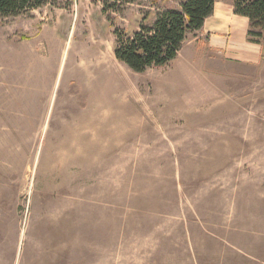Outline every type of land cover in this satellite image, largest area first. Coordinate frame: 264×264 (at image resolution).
Wrapping results in <instances>:
<instances>
[{"label":"rangeland","instance_id":"374dc122","mask_svg":"<svg viewBox=\"0 0 264 264\" xmlns=\"http://www.w3.org/2000/svg\"><path fill=\"white\" fill-rule=\"evenodd\" d=\"M154 1L0 21V264H264V34L257 65L190 34L136 73L114 31Z\"/></svg>","mask_w":264,"mask_h":264},{"label":"trees","instance_id":"16d2710c","mask_svg":"<svg viewBox=\"0 0 264 264\" xmlns=\"http://www.w3.org/2000/svg\"><path fill=\"white\" fill-rule=\"evenodd\" d=\"M94 1L100 2L103 13L107 14L139 0ZM215 1L180 0L177 6L158 8L151 24L144 22L145 17L131 34L115 29V58L136 73L168 66L179 58L189 35L203 29L205 20L213 14ZM61 2L71 6L73 0H0V21L45 5L57 7ZM234 11L249 19L248 39L261 44L255 37L264 34V0H234Z\"/></svg>","mask_w":264,"mask_h":264},{"label":"crops","instance_id":"0c3cea01","mask_svg":"<svg viewBox=\"0 0 264 264\" xmlns=\"http://www.w3.org/2000/svg\"><path fill=\"white\" fill-rule=\"evenodd\" d=\"M249 26L247 17L235 13L234 0H216L213 14L205 20L203 29L192 34L199 42L205 40L207 48L216 56L236 64L257 65L263 47L248 39Z\"/></svg>","mask_w":264,"mask_h":264},{"label":"bare ground","instance_id":"6f19581e","mask_svg":"<svg viewBox=\"0 0 264 264\" xmlns=\"http://www.w3.org/2000/svg\"><path fill=\"white\" fill-rule=\"evenodd\" d=\"M96 57H98V56H96ZM99 59H101V60H99V65H102V67L104 66V65H108L109 63H111L109 60H107L106 58H99ZM96 63V62H95ZM85 65V64H84ZM96 65H97V63H96ZM95 66V65H94ZM93 65H92V67H94ZM91 67V68H92ZM110 67H111V65H110ZM112 67H115V66H112ZM121 69V71H122V76L123 77H125L126 78V82L128 83L126 86H125V90L123 91V98H125V97H133V98H136V100H139V102H141L140 101V99H139V94H138V92L135 90V88L131 85V82H130V80H128L127 79V77H126V75L127 74H125V72L122 70V68H120ZM119 70V69H118ZM117 71V70H116ZM82 77H84L83 75H82ZM127 99V98H126ZM130 99V98H129ZM129 99H128V101H129ZM127 102V101H126ZM130 102V101H129ZM250 128V127H249Z\"/></svg>","mask_w":264,"mask_h":264}]
</instances>
